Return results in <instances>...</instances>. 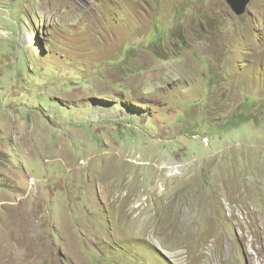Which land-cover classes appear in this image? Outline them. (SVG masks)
<instances>
[{"label":"rangeland","instance_id":"obj_1","mask_svg":"<svg viewBox=\"0 0 264 264\" xmlns=\"http://www.w3.org/2000/svg\"><path fill=\"white\" fill-rule=\"evenodd\" d=\"M130 178L158 185L121 209ZM1 237L0 264H264V0H0Z\"/></svg>","mask_w":264,"mask_h":264},{"label":"bare ground","instance_id":"obj_2","mask_svg":"<svg viewBox=\"0 0 264 264\" xmlns=\"http://www.w3.org/2000/svg\"><path fill=\"white\" fill-rule=\"evenodd\" d=\"M117 161L118 160L116 158L112 157V159L105 161L106 162L105 165L111 166V165H114L115 162H117ZM163 168L165 169V171H167L168 169L170 171L169 175L166 174V173L162 174L163 175V179H165V182L169 181L172 177H174V178L175 177H179V173L178 172H175V171L173 172V169H174L173 162H171L169 160H166V162H164V164H163ZM106 173L109 174V175H113L114 174V172L113 171H109V169H108V171ZM129 180L130 181L119 182V184H116V185H115V183H113L111 185L104 184L105 190L110 195V201L114 202V203L118 202L117 207H119L121 209L123 208L124 204L127 202L125 195H122L123 192H125V191L143 192V193H146L149 196H154V192H155V190L157 188V185H158V184L156 185V183H154V184H151L146 190H142V189H139V185L138 186H133L134 180H132L131 178ZM156 181L159 182L158 179ZM112 185H114V186H112ZM162 195L163 194H161V196ZM161 196L159 198L155 197L156 200H157L156 203L154 201V203L157 206V208H156V216H158L159 212H161L164 209V207H166V203L163 202V200H160ZM167 199H169V197ZM3 221H4V223H6L8 225V227H10L12 225V220L9 217L3 219ZM130 225H128L126 227H129ZM9 232H10V230H8L4 235L7 236L9 234ZM138 233H139L140 236L144 235L143 230H140ZM0 240L1 241H5V244H10V240L8 238L1 237ZM167 256H168V254H167ZM168 257L170 259H172L173 263H175L173 257L171 256V254Z\"/></svg>","mask_w":264,"mask_h":264},{"label":"water","instance_id":"obj_3","mask_svg":"<svg viewBox=\"0 0 264 264\" xmlns=\"http://www.w3.org/2000/svg\"><path fill=\"white\" fill-rule=\"evenodd\" d=\"M224 1L227 3L229 8H231V10L237 15H241L244 12L249 2V0H224Z\"/></svg>","mask_w":264,"mask_h":264}]
</instances>
